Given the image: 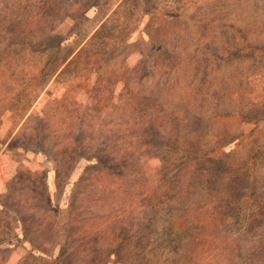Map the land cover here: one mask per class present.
Masks as SVG:
<instances>
[{
  "label": "rangeland",
  "instance_id": "rangeland-1",
  "mask_svg": "<svg viewBox=\"0 0 264 264\" xmlns=\"http://www.w3.org/2000/svg\"><path fill=\"white\" fill-rule=\"evenodd\" d=\"M57 256L264 264V0H0V264Z\"/></svg>",
  "mask_w": 264,
  "mask_h": 264
},
{
  "label": "trees",
  "instance_id": "trees-1",
  "mask_svg": "<svg viewBox=\"0 0 264 264\" xmlns=\"http://www.w3.org/2000/svg\"><path fill=\"white\" fill-rule=\"evenodd\" d=\"M62 226H63V224H62ZM64 231H65V228L61 227V229H59V231L56 232V233L61 232L60 237L57 236V237H56V240H60V238L62 239V234L64 233ZM55 236H56V235H55ZM55 245H56L57 247L59 246L57 242L55 243ZM60 259H61V257H60V256H57V257H56V262H54V264H60V262H61Z\"/></svg>",
  "mask_w": 264,
  "mask_h": 264
}]
</instances>
